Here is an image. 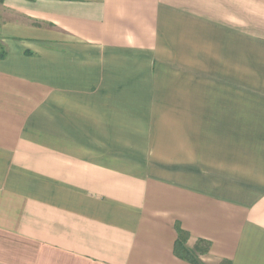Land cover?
I'll list each match as a JSON object with an SVG mask.
<instances>
[{
	"label": "crops",
	"instance_id": "obj_1",
	"mask_svg": "<svg viewBox=\"0 0 264 264\" xmlns=\"http://www.w3.org/2000/svg\"><path fill=\"white\" fill-rule=\"evenodd\" d=\"M0 264H264V0H4Z\"/></svg>",
	"mask_w": 264,
	"mask_h": 264
},
{
	"label": "trees",
	"instance_id": "obj_2",
	"mask_svg": "<svg viewBox=\"0 0 264 264\" xmlns=\"http://www.w3.org/2000/svg\"><path fill=\"white\" fill-rule=\"evenodd\" d=\"M4 0H0V4H2ZM7 49L4 45L0 44V60L5 59L7 57ZM178 231V240L175 245V255L183 260H186L193 264H199L196 260V254L198 253H206L210 248V243L201 241L199 245L196 247L194 251H190L186 248V242L189 238V234L182 230L180 226H177ZM222 264H231L228 261H224Z\"/></svg>",
	"mask_w": 264,
	"mask_h": 264
},
{
	"label": "rangeland",
	"instance_id": "obj_3",
	"mask_svg": "<svg viewBox=\"0 0 264 264\" xmlns=\"http://www.w3.org/2000/svg\"><path fill=\"white\" fill-rule=\"evenodd\" d=\"M1 22H2V10H1V4H0V24H1Z\"/></svg>",
	"mask_w": 264,
	"mask_h": 264
}]
</instances>
